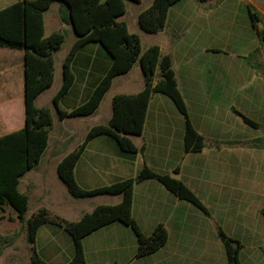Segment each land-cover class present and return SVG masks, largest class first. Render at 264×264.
Returning <instances> with one entry per match:
<instances>
[{
  "label": "crops",
  "instance_id": "0c3cea01",
  "mask_svg": "<svg viewBox=\"0 0 264 264\" xmlns=\"http://www.w3.org/2000/svg\"><path fill=\"white\" fill-rule=\"evenodd\" d=\"M16 1L0 0V10ZM143 1H146V7L138 10L136 18L152 3V0H140L136 4L140 5ZM228 1L200 3L180 0L169 8L164 27L156 33H146L139 26V30L130 31L122 20L125 14L117 19L126 24L130 33L139 37L140 43L141 36H152L144 47L141 43L142 48L156 45L161 56L171 57L177 87L193 128L208 142H218L219 145L206 146L197 153H184V119L169 98L155 94L149 101L142 134L129 136L140 151L124 153L108 136L93 138L74 168L75 181L81 188L93 190L135 177L143 165L156 173L170 174L175 172L181 160L175 173L205 206L209 216V206L229 207L232 211L241 202L247 206L253 202L259 214L264 205V147L240 144L247 141L241 138V130L246 128L233 109L258 124H264V42L260 43L257 37L256 31L260 30V26L257 24L254 27L251 23L248 7L240 17L237 5ZM225 6L227 13L219 12ZM59 7L60 4L54 2L44 12V35L56 32L54 29L47 31L54 26L59 28L58 31L71 32L72 39L62 55L60 51L64 42L53 55V83L37 96L35 104L39 108H48L42 105L43 99L52 102L60 88L62 63L76 39L72 27L61 22ZM167 28L175 36L171 44L167 43ZM255 50L258 52L251 58ZM20 53L18 64L10 65L7 70L11 72V85L18 84L24 90L23 52ZM110 61L99 44H87L78 51L71 64L74 83L59 101V107L70 111L84 103L108 70ZM255 64H260L263 69H255ZM132 69L113 79L93 114L57 119L63 123L67 119L101 113L106 116L107 123L112 113V98L118 94L138 93L143 87L140 67L137 78L132 76ZM13 100L11 97L3 102ZM55 113L57 117L56 110ZM19 126L12 128L18 130ZM67 126L68 131L57 134L55 142L51 143L52 124L41 159L19 180L18 190L28 199L27 218L45 209L51 218L74 222L98 205H116L121 201L120 195L74 198L68 192L57 175V165L83 141L89 128L83 138L76 141V128ZM72 141L76 142L74 148L60 155L65 144ZM235 142L239 145L235 146ZM92 201L94 203L87 207ZM79 205L86 209L76 215L75 208ZM187 210L183 201L154 180L135 185L133 220L145 235H150L156 225L162 224L167 231L166 243L154 253L136 258L137 243L133 231L122 223L114 222L82 239L86 264H217L204 232V224L196 220L188 221L185 217ZM2 211L9 213V220L16 219L20 223L10 207ZM252 236L255 237V234ZM33 246L47 264H68L73 254L71 238L63 228L53 223L39 228Z\"/></svg>",
  "mask_w": 264,
  "mask_h": 264
},
{
  "label": "trees",
  "instance_id": "16d2710c",
  "mask_svg": "<svg viewBox=\"0 0 264 264\" xmlns=\"http://www.w3.org/2000/svg\"><path fill=\"white\" fill-rule=\"evenodd\" d=\"M129 1L138 3L140 0ZM179 1L152 0L151 5L138 14V26L146 33L158 32L166 23L169 8ZM195 1L204 3L208 0ZM54 2L60 4L61 22L71 26L76 36L62 63L61 86L52 98L59 120L93 114L111 87L113 79L128 73L134 64L138 63L143 77L142 89L135 94L115 95L112 98V113L108 122L92 126L83 141L65 155L57 165L59 179L74 198L102 194L121 196L120 203L98 205L74 222L51 218L45 209H40L27 218L28 199L18 190L19 180L41 159L53 124L51 111L45 107H37L35 100L40 93L52 85L53 55L65 40L62 31L44 35L43 14ZM125 11L124 0H17L0 10V48L22 51L24 69V124L20 129L0 136V210L10 207L17 219L25 225L26 239L33 252L30 257L31 264H47L38 256L33 246L39 228L46 223H53L63 228L71 238L73 254L68 264H86L82 239L114 222L122 223L133 231L137 243L136 258L160 249L167 240V231L164 226L158 224L150 235H145L132 218L134 187L146 180L158 182L178 200L189 203L209 216L205 206L181 181L169 174L156 173L146 165L142 166L135 177L93 190H85L75 181V165L88 143L97 136L112 138L124 153L135 154L140 151L129 136L142 134L149 101L155 94L169 98L184 119V153H197L206 146L219 145L218 142H208L193 128L177 87L171 57L161 56L160 48L156 45L143 49L139 37L130 33L125 23L117 20L125 14ZM248 13L251 23L256 27L260 21V15L250 7H248ZM256 34L260 43H263L264 29L257 30ZM91 43L99 44L110 57L109 68L84 103L70 111L62 110L59 107V101L69 92L74 83L72 61L78 51ZM257 52L258 50L253 51L250 57L252 58ZM254 68L263 69L260 64H255ZM156 73H158L157 81L154 79ZM233 112L246 125L255 129L260 127L258 123L236 110L233 109ZM177 170L178 168H175L174 171L177 172ZM259 214L264 218V205L259 210ZM217 235L224 248L226 264H240L239 252L242 244L237 239L227 236L220 228Z\"/></svg>",
  "mask_w": 264,
  "mask_h": 264
},
{
  "label": "rangeland",
  "instance_id": "374dc122",
  "mask_svg": "<svg viewBox=\"0 0 264 264\" xmlns=\"http://www.w3.org/2000/svg\"><path fill=\"white\" fill-rule=\"evenodd\" d=\"M228 2L237 5L240 17L243 10L246 13L247 7L256 11L260 15V21L257 24L260 26V30L264 29V0H249V2L246 0H242V2L238 0H229ZM124 3L126 6V13L122 20L127 24L130 31L139 30L136 13L139 9L146 7V1H143L140 5L129 0H124ZM226 9L225 6L220 9L219 12L227 13ZM53 27L54 26L49 27L47 31L53 29L58 31L59 28ZM62 32L65 35V40L60 55L67 50L72 39L71 32L67 30ZM166 32L167 43L171 44L175 36L171 33L169 28H167ZM151 38L152 36L148 34L141 36L142 47L147 45V42L151 40ZM20 52L19 50L0 48V136L15 131L17 128L15 130L12 128L15 125H20V128L23 126V87L18 84L15 86L11 85V72L7 70L10 65L18 64L17 57L21 54ZM16 74L17 72H15V75ZM131 74L135 78L139 76L138 63L133 65ZM154 79L155 81L158 80V73L154 75ZM114 90H116V88H114ZM11 97L14 98L13 102H3ZM42 105L50 109L53 117L54 127L52 129V134H50V136H52L51 143L55 142L57 134L66 133L68 131L67 125H73L76 128V141H79L83 138L88 128L90 129V127L96 124H105L107 121L106 116L99 113L86 118L67 119L61 123L56 117L55 109L50 99L47 101L43 99ZM237 119L242 122L239 118ZM18 122L19 124H17ZM259 125L260 127L257 129L246 124L244 125L249 132H246L245 129L241 130V138L247 140L243 142L244 144L248 143L252 146L257 145L259 147H264V124ZM255 140L257 141L255 142ZM75 143L76 142L72 141L65 144L60 155H64L71 151ZM234 145L238 146L239 144ZM180 161L181 160H179V163L176 162L178 163L176 166L177 168L180 166ZM169 175L180 180L175 172H171ZM206 201L207 200H205V202ZM76 202L75 199V204H77ZM92 203H94V201L89 202L87 207L91 206ZM183 204L189 209L185 216L188 221L193 220L194 222V220H196L198 223L201 222L204 224V232L212 248L213 255L218 262L217 264H226L224 248L217 235L218 228L227 236L237 239L242 244V249L239 252L240 264H264V218L258 214L257 206L254 205L253 202H251L249 206L241 202L237 205L238 208H234L232 211L229 207L218 208L212 205L209 206L210 216H206L187 202L183 201ZM85 209V206H76V215ZM8 215L9 213L7 211L4 212L0 210V216L2 217L0 218V264H31L30 257L33 252L31 251V245L26 239L25 225L21 222L18 223L16 219L9 220ZM253 234H255V237L252 236Z\"/></svg>",
  "mask_w": 264,
  "mask_h": 264
}]
</instances>
